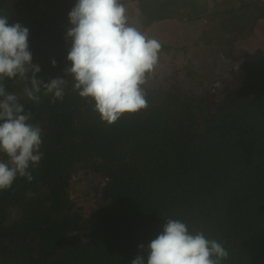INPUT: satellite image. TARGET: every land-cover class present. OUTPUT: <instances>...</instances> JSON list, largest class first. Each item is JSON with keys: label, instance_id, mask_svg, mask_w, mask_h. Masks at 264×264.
<instances>
[{"label": "trees", "instance_id": "1", "mask_svg": "<svg viewBox=\"0 0 264 264\" xmlns=\"http://www.w3.org/2000/svg\"><path fill=\"white\" fill-rule=\"evenodd\" d=\"M127 1L142 32L167 27L169 57L143 86L147 107L108 125L66 73L76 0H0L9 24L30 30L36 78L66 80L63 99L42 88L39 104L24 94L31 72L3 81L43 129L44 157L31 183L0 191V264H131L141 254L147 264L139 245L168 219L220 241L222 264H264V0ZM193 51L229 63V81L207 83L216 67L187 66ZM156 140L176 156L175 180L159 169ZM96 176L106 181L87 209L84 183Z\"/></svg>", "mask_w": 264, "mask_h": 264}, {"label": "clouds", "instance_id": "2", "mask_svg": "<svg viewBox=\"0 0 264 264\" xmlns=\"http://www.w3.org/2000/svg\"><path fill=\"white\" fill-rule=\"evenodd\" d=\"M68 16L72 27L66 38L72 44L66 73L79 95L94 102L101 121L112 125L123 114L146 108L143 86L158 64L161 42L129 24L122 0H76ZM29 36V28L19 22L10 25L8 17L0 14V154L4 157L0 158V191L11 189L18 178L31 183L30 169L44 157L43 129L31 122L32 113L3 81L28 79L31 72V86H25L24 94L33 103H40L42 88L44 95L54 99L64 96V78L47 83L36 78L41 69L32 62ZM52 64L55 67L56 61ZM139 249L146 251L147 264H222L229 255L220 241L202 231L190 232L178 219H168L147 249L143 244ZM131 264H145L144 255H137Z\"/></svg>", "mask_w": 264, "mask_h": 264}, {"label": "rangeland", "instance_id": "3", "mask_svg": "<svg viewBox=\"0 0 264 264\" xmlns=\"http://www.w3.org/2000/svg\"><path fill=\"white\" fill-rule=\"evenodd\" d=\"M127 9V15L128 20H134L130 24L131 26H134L142 31L141 24L139 23L140 13L137 7L129 6V1L125 4ZM159 27H152L148 31L146 30L145 34L149 37L155 38L159 41L163 39L164 36L168 37L167 34H163V32L167 29L165 26ZM261 46H263V43L260 40H256ZM210 53L201 54L200 57H196L195 51L189 53V58H184V61L186 62L187 66H198L201 68L205 67H216V71L218 74V77H215V80H210L207 83L209 84H219L220 82L224 80L229 81V77H225L223 74H226L229 69V63H224L217 65L216 63H212V60L209 56ZM205 55L204 57H201ZM168 56V52L163 51L159 54V60L161 63L165 62V59ZM169 57V56H168ZM219 57V56H217ZM178 67V66H177ZM184 67V66H181ZM181 67H179V70H181ZM182 79V78H181ZM179 79V80H181ZM157 141V147L161 153V157L158 159V165L161 172L166 174L169 179L175 180L177 178V175L180 173L179 166L176 164L175 159L176 156H174V152H171V150H166V143L163 140H156ZM103 179L99 178L98 176L94 177L91 180H86L84 184L89 185L92 187V193L89 196H83L82 198V204L89 209V206L94 202L95 200V193L98 190L99 187L103 185ZM80 194L79 191H74V196Z\"/></svg>", "mask_w": 264, "mask_h": 264}, {"label": "built area", "instance_id": "4", "mask_svg": "<svg viewBox=\"0 0 264 264\" xmlns=\"http://www.w3.org/2000/svg\"><path fill=\"white\" fill-rule=\"evenodd\" d=\"M104 182H105V180H104Z\"/></svg>", "mask_w": 264, "mask_h": 264}]
</instances>
